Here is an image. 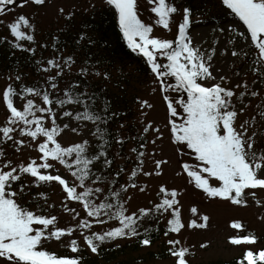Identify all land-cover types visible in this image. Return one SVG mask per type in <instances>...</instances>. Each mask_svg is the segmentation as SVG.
I'll use <instances>...</instances> for the list:
<instances>
[{
  "label": "snow or ice",
  "instance_id": "snow-or-ice-1",
  "mask_svg": "<svg viewBox=\"0 0 264 264\" xmlns=\"http://www.w3.org/2000/svg\"><path fill=\"white\" fill-rule=\"evenodd\" d=\"M45 3L46 0H0V16L6 13L9 5L18 4L19 8H24ZM106 3L117 14L120 32L129 49L144 59L154 85L152 92H159L165 104L163 128L167 129L177 156L179 170L176 175L184 176L187 185L201 190L209 200L247 206L251 197L258 206L264 207V198H257L258 193H264V141L258 144V133L249 120L238 122L247 105L237 108V102L243 104L247 95L257 97L260 93L250 90L247 81L234 88L225 86L229 78L215 64L217 47L206 49L195 43L191 35L194 24L206 22L193 20L191 7L180 9L169 0H148L149 10L156 17L151 23L141 18L139 0H106ZM221 3L242 21L244 28L239 30L227 25L212 29L214 33L228 35L227 44L232 46L224 48L219 55L238 57L243 54L247 58V52L236 49H254L249 70L264 83V0H221ZM59 12L64 13V9L60 8ZM178 12L182 20L177 24L174 38L153 34L157 26L171 32L173 14ZM4 23L0 20V24ZM5 26L15 38L11 47L34 56L35 36L22 30L23 26L35 31L28 15L18 14ZM85 38L92 42L82 33L77 43ZM6 39L0 38V43ZM53 39L58 40V37ZM25 41L33 46H26L22 43ZM52 48L58 55L46 62L34 61L38 71H55L54 75L46 77L43 85L22 84L17 90L9 84L0 94L5 105V121L0 124V264H85L84 251L99 256L103 245L111 242L119 248L121 245L117 241L123 239L136 238L141 246H151L149 229L143 228L149 219L157 224L162 218L166 219L165 237L170 233L179 234L185 228L206 229L210 217L200 215L194 205L190 212L193 217L199 216V222L195 218L187 224L182 220L180 197L187 187L169 188L161 183L155 200L130 211L135 194H143L149 187L147 183L141 184L139 177L158 178L163 174V166L169 163L168 159H155L154 148L151 153L154 167L145 170L147 145L156 146L158 140L164 139V131L154 122L146 121L139 135L131 137L139 141L137 147L130 149L135 154L134 167L128 170L118 165L113 169L114 159L109 155L113 141L106 139L110 136L106 125L111 118L107 104L101 112L94 111L95 94L88 91L86 84L78 91L80 81H73L64 90L59 89L65 69L71 70L75 60L73 56L64 57L55 43ZM87 73L88 68L81 67L79 75ZM95 75L108 77L107 72L96 71ZM21 79L18 73L15 80ZM256 82L254 80L253 84ZM241 88L243 90L237 95L235 89ZM30 97L40 98L41 103ZM140 104L142 108H153L147 100H140ZM68 105L82 106L83 110L74 112L66 107ZM260 115L264 118V112ZM84 122H91L95 130L89 129ZM149 133L154 135L153 139H149ZM67 135L80 139L65 146L61 141ZM9 142L15 153L22 155V150L28 149L35 151L36 157L29 156L14 164L4 148ZM114 142L122 146L125 138H114ZM126 173L127 179L121 182ZM45 186L60 188L61 215L70 217L63 226H60V217L51 214L50 210L56 209L57 203H49L48 193L32 194L33 188ZM29 202L35 203L36 208L27 206ZM73 204L79 205V209ZM230 227L239 234L229 236L228 243L245 249L236 264H264V248L255 250L258 236L251 232L242 234L245 226L238 220L232 221ZM49 242L67 247L72 254L60 255L49 250L45 246ZM167 244L175 264H190L189 247L183 246L179 239H168Z\"/></svg>",
  "mask_w": 264,
  "mask_h": 264
},
{
  "label": "rangeland",
  "instance_id": "rangeland-1",
  "mask_svg": "<svg viewBox=\"0 0 264 264\" xmlns=\"http://www.w3.org/2000/svg\"><path fill=\"white\" fill-rule=\"evenodd\" d=\"M169 3H174L178 8L182 9L185 5L184 2L178 3L174 0H169ZM107 6L106 0H46L45 5L37 6L30 5L24 8H19V5L11 6V12H8L3 15L4 24L1 26L6 27L5 25L8 22H12L18 14L28 15L30 22L35 25V31L32 32L31 29H25L22 26V30L34 34L36 42H42V38L49 32L60 31L63 28H69L73 30V26L77 21L83 19L84 14H90L94 8H105ZM205 8L201 11L193 9V20L205 21L204 24H194L191 30V35L193 36L194 42L201 44L204 48H210L216 46L218 49V55L215 60V64L222 68L228 78L229 82L225 84L227 87H233L236 84H241L244 81H247L248 87L250 90H255L260 93L257 97H251L247 95L244 98L243 104L237 102V108L247 105L245 112L240 115L239 121L249 120L250 124L258 133V144L261 141H264V118L261 117V112H264V83H261L256 76L249 70L251 66V61L254 55L255 50L250 47H244L241 50L239 47L237 51L247 52L248 56L245 58L243 54L238 57H231L230 55L221 56L219 52H222L224 48L231 49V45L227 44L229 39L228 35L220 34L219 32H213L212 29L215 27H225L231 25L234 28L243 30L244 26L242 21H239L237 17L231 15V11L226 9L222 5L221 0H207L204 5ZM63 8L64 13H60L59 9ZM150 5L148 0H139V14L141 18L146 22H153L156 18L154 14L150 12ZM182 17L180 13L173 14L170 27L171 32H168L161 27L157 26L154 28V35L161 38L172 39L177 34V24L181 22ZM7 28V27H6ZM8 29V28H7ZM9 30V29H8ZM219 40V44H216V41ZM29 43V42H28ZM243 43V42H241ZM67 52H65L66 54ZM55 53L50 49L44 53V58H52ZM79 71V66H72L69 72ZM239 75H236V73ZM39 76H33L36 80L41 78V81H45L48 75H54L55 71L51 73L39 72ZM257 82L253 84V81ZM15 81V75L8 72H0V94L3 93L6 86L13 84ZM132 86L126 89V94L136 95L138 99L134 103V109H136V120L140 124H145L146 121H152L155 125L160 126L164 131V139L158 140L156 146H153L149 143L146 149V160H145V170H150L154 167L153 158L151 153L155 148V159H168L169 163L163 166V174L160 177H151L146 178L142 175L139 177V182L141 184L147 183L148 190L143 193L135 194L134 198L130 204V211H135L138 207L147 206L150 200L156 199V192L158 186L161 183H165L169 188L178 187L184 188L187 187V191L180 197L181 199V212L182 220L187 224L191 219L195 218L199 222V216L193 217L190 212L191 206H196L199 210L200 215L207 214L210 217L208 227L206 229H188L185 228L179 234H170L167 237H164L162 240H159L157 243L152 244L151 246H140L138 248H128L127 252L124 255L118 257L115 262H110L109 264H175V259L168 252L169 245L167 244L168 239H179L181 244L185 247L191 249L192 254L188 257L190 264L197 263H208L213 261H223L231 260L235 257H239L244 252L243 247L232 246L228 243V237L233 234H239L236 230L230 227V224L234 220H238L243 223L245 226V232L242 234H247L249 232L255 233L258 236V242L255 245V250L264 248V207L258 206L251 197L248 198L247 206H235L227 202H221L219 200H209L206 196L203 195L201 190L194 189L192 186L186 184V179L184 176H177L176 172L179 170V164L177 161V156L175 150L168 139V131L163 128L165 120V104L162 101L161 95L159 92L153 93L152 87L154 86L151 81H143L142 78L135 79L130 83ZM237 95L243 89H235ZM33 98L36 103H41V99L37 97ZM140 100H147L153 105V108H142ZM255 117V119H253ZM5 121V105L0 99V124H3ZM63 124L66 121H59ZM75 121L73 125L75 126ZM90 129V126H87ZM90 135V134H89ZM154 135L149 133V139H153ZM17 139L19 136L17 135ZM80 137L67 135L62 139V144L65 146L72 140H79ZM7 149L10 150L8 158H11L14 164L21 162L22 160H27L29 156L36 157L37 153L35 151H30L28 149L22 150V155L12 152L11 142L7 144ZM11 155V156H10ZM185 160L188 159L187 156L184 157ZM63 172L64 169L61 168ZM127 177V173H126ZM53 194L50 196L49 203L56 202L57 208L50 210L51 214L58 215L60 217L59 223L60 226H63L68 222L70 217L67 214L61 215L59 209V202L61 200V192L59 186L52 187ZM257 198H264V193H258ZM72 206L79 209V205L73 204ZM170 218V217H167ZM146 220L144 223L147 224ZM162 221L166 223V219L162 218ZM107 227V225L105 226ZM99 230V229H95ZM76 238L79 239L77 234ZM133 239H123L119 240L122 244ZM67 241H65V244ZM201 244H207L208 247L201 248ZM49 250L53 251H62L68 252L69 255L72 253L70 250L56 242H49L45 245ZM83 241L81 239V247H83ZM137 249V250H136ZM157 255V256H155ZM160 255H163L162 257Z\"/></svg>",
  "mask_w": 264,
  "mask_h": 264
},
{
  "label": "trees",
  "instance_id": "trees-1",
  "mask_svg": "<svg viewBox=\"0 0 264 264\" xmlns=\"http://www.w3.org/2000/svg\"><path fill=\"white\" fill-rule=\"evenodd\" d=\"M174 1L178 3L184 2L186 6L197 11L203 10L207 2V0ZM11 6L13 5L7 6L6 13L8 9H11ZM3 17V15L0 16V20H4ZM72 26L74 27L73 30L63 28L59 32L53 30L47 33L42 38V42H36L34 45L36 47L34 56L28 52L11 47V44L15 42V38L11 36L10 30L1 26L2 32H0V38L6 37L7 39L4 43H0V72L6 71L15 76L18 73L22 75L21 81L15 80L12 84L17 90L20 89L22 84L24 86H39L43 85L44 81H41V78L38 80L33 78V76L40 75V71H38L34 61L42 59L46 62L47 58H44V53L49 49L55 53V56L58 55L52 48L53 43L62 51L64 57L73 56L75 63L72 66H79V71L72 73L68 69H65L63 77L59 80V89L64 90L73 81H80L81 88L77 89L78 91H82L83 85L86 84L88 91L95 94L94 111L101 112L107 104L109 108L108 115L111 118L106 125L107 131L110 134L106 139L113 141L109 149L110 158L114 159L112 167L115 169L118 165H124L128 170H131L134 167L135 154L131 153L130 149L137 147L139 143L138 140L131 139V137H137L145 124H140L136 120V109H134V103L138 100L136 95L132 96L130 94L127 96L125 92L127 88L132 86L130 83L135 81V79L142 78L143 81L148 82L151 81L152 77L146 70L144 59L138 53H133L129 49L127 41L120 32L117 16L114 14L111 6L107 5L105 8H98V10L94 8L90 14H84L83 19L77 21ZM82 33H86V36L92 42L90 43L89 39L85 38L77 43ZM54 37H58V40L54 41ZM22 43L28 47L33 46L26 41ZM42 44H47L48 47H40ZM65 52L67 53L65 54ZM81 67L88 68L86 76L79 75ZM96 71L101 73L107 72L108 77L97 76L95 75ZM66 107L74 112L83 110L82 106L68 105ZM112 113H116V115L112 116ZM84 123L90 126L92 131L95 130L91 122ZM121 124L124 125L123 128L120 127ZM117 137L125 138V143L122 146L114 142V138ZM6 146L7 144L4 145V148L8 156L10 150ZM11 153H14L13 149ZM121 156L127 159H121ZM126 179V174H124L121 177V182H124ZM39 191H46L49 197L53 194L52 186H45L40 189L33 188L32 194L34 195ZM27 206L33 209L36 208L35 203L31 202ZM143 228L149 229V235L153 240L152 244L157 243L165 237L166 223L162 219L158 224L149 219L147 224L144 223ZM143 228L141 231H143ZM132 239L130 241L133 242L128 241L126 244L117 241L121 245L119 248H116L111 242L106 243L102 246L99 256L93 255L89 251H84L85 264H109L110 262H115L118 257L127 252L128 248H138L141 246L136 238ZM56 252L60 255H69L64 249ZM160 256L162 257L163 255ZM239 258L240 256L227 261L202 262L200 264H236Z\"/></svg>",
  "mask_w": 264,
  "mask_h": 264
}]
</instances>
